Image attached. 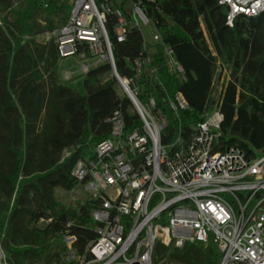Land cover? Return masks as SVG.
I'll use <instances>...</instances> for the list:
<instances>
[{"label":"trees","instance_id":"obj_1","mask_svg":"<svg viewBox=\"0 0 264 264\" xmlns=\"http://www.w3.org/2000/svg\"><path fill=\"white\" fill-rule=\"evenodd\" d=\"M70 1L52 0L42 9L38 0H19L17 4H25L23 10H13V0H0V12L5 14L0 20V240L10 264L43 259L51 245L63 243L66 233L75 237L76 255L87 256L95 239L89 215L97 202L71 209L55 192L77 187L72 169L109 136L108 119L114 111L122 113L126 132L138 124L130 101L117 95L118 83L109 64L64 81L54 42L35 40L42 30L51 32L66 23ZM128 1L121 0L119 7ZM142 4L159 42L145 45L140 31L130 27L125 41L116 43L112 16L105 28L121 78L135 79V61L153 49L148 67L154 78L141 73L136 80L141 89L138 100L146 104L152 97L166 117L161 141L170 142L179 131L186 135L204 112L217 105L222 149L235 146L250 156L263 152L264 14L238 17L228 27L227 10L217 0H142ZM41 14L45 25L36 31L35 17ZM166 50L181 67V76L167 65ZM217 68L229 71L230 78L218 92L213 85ZM177 94L187 104L178 118L168 105ZM65 151H70L68 157ZM40 220L49 224L44 230L34 229ZM201 248L206 249L202 261ZM167 253L180 264L219 263L212 245L185 243L182 248L157 244L154 264Z\"/></svg>","mask_w":264,"mask_h":264},{"label":"built area","instance_id":"obj_2","mask_svg":"<svg viewBox=\"0 0 264 264\" xmlns=\"http://www.w3.org/2000/svg\"><path fill=\"white\" fill-rule=\"evenodd\" d=\"M47 9L52 0H38ZM115 0H71L66 23L44 32L39 42L53 41L60 60L97 59L110 65L111 43L106 32L109 16L115 19L116 43H123L130 27L140 31L153 26L142 0H129L128 10ZM153 3L154 0H146ZM227 10L225 24L238 17L264 14V0H217ZM156 32L152 44L159 42ZM144 42V40H143ZM146 45V43L144 42ZM150 53L135 61V79L121 78L122 93L138 124L126 132L122 113L108 119L109 136L79 158L71 176L97 202L90 211L95 239L80 264H154L157 244L182 248L185 243L212 245L218 264H264V154L247 155L235 146L219 143L222 115L218 107L204 112L184 135L179 131L170 142L161 141L167 127L165 115L151 97L138 100L140 74L154 78ZM170 70L182 75L181 67L165 51ZM225 68H217L224 73ZM84 73L87 71L83 67ZM178 118L187 104L180 94L168 101ZM70 151H65L68 157ZM73 191V190H72ZM75 237L64 234L71 249ZM0 264H10L0 240Z\"/></svg>","mask_w":264,"mask_h":264},{"label":"rangeland","instance_id":"obj_3","mask_svg":"<svg viewBox=\"0 0 264 264\" xmlns=\"http://www.w3.org/2000/svg\"><path fill=\"white\" fill-rule=\"evenodd\" d=\"M121 0H115L114 4H120ZM124 9L128 10L127 5H124ZM43 18V15H39L38 19ZM40 29L36 28V31ZM148 31L147 29L145 32ZM147 33V32H146ZM94 58H91V60ZM84 60L80 58H75L71 61H66L64 65H62L61 77L65 81H69L72 78L83 76L85 73L81 66H85L87 63H83ZM87 61V60H86ZM93 61V60H92ZM88 61L87 64H89ZM93 69V67L91 68ZM117 95L120 98L125 97L122 93V90L119 86H117ZM216 98V96H215ZM256 157L260 156V152L253 151ZM56 197L58 200L67 208L71 209H78L81 205H83L88 197V193L81 187H76L73 191L65 192L63 190H56L55 192ZM49 224L48 220H40L37 223L33 224V228L37 230H44L47 225ZM204 254H206V249L201 248L199 251L200 260L204 258ZM84 257H78L73 250V248H67L63 243H57L51 245L48 254L43 257V259H35L33 261H25L23 264H80ZM158 264H180L178 261L169 257L167 253L165 256L161 258V261Z\"/></svg>","mask_w":264,"mask_h":264},{"label":"crops","instance_id":"obj_4","mask_svg":"<svg viewBox=\"0 0 264 264\" xmlns=\"http://www.w3.org/2000/svg\"><path fill=\"white\" fill-rule=\"evenodd\" d=\"M19 0H13V2H12V6H11V8L13 9V10H23V8H24V6H25V4H17V2H18ZM5 14L4 13H1L0 12V20H1V18L4 16ZM43 15V14H42ZM7 19H9L10 21H12V18H11V15L10 14H8V17H7ZM35 23H36V26H37V29H40V30H42V28L44 27V25H45V22H44V15H43V18H41V19H38V16L37 17H35V21H34ZM1 23V22H0ZM148 30V31H146L145 32V30ZM154 32H155V30H154V28H153V26H150V27H148V28H145L144 30H143V40H144V42L146 43V45L147 46H149V45H151L152 44V35L154 34ZM44 33V31L42 30V33H40V34H37L36 36H35V40L38 42V43H41V42H39V38H40V36H41V34H43ZM30 37L29 36H25L24 37V39L25 40H28ZM148 51H149V53L150 54H152L153 53V49H151V48H149L148 49ZM75 59V58H74ZM71 60H73V59H71ZM71 60H60L59 61V72L61 73V71H60V69L62 68V65H64L65 63H66V61H71ZM87 60V61H86ZM86 60L85 61H83V63H88V61H90L89 62V64H85V66H81V68L83 69V67H86L87 68V71L85 72V73H87L89 70H91V68L93 67H96L97 65H99V64H101L97 59H92L91 60V58H86ZM60 76H61V74H60ZM79 77H81V76H79ZM79 77H75V78H79ZM62 78V77H61ZM75 78H72V79H75ZM72 79H70V80H72ZM229 80H230V78H229V71H227L226 69L224 70V73H222V74H219L218 75V73H217V69H216V72H215V75H214V79H213V85H214V89L218 92V91H220V90H222L225 86H226V84L229 82ZM65 81V80H64Z\"/></svg>","mask_w":264,"mask_h":264},{"label":"water","instance_id":"obj_5","mask_svg":"<svg viewBox=\"0 0 264 264\" xmlns=\"http://www.w3.org/2000/svg\"><path fill=\"white\" fill-rule=\"evenodd\" d=\"M111 75H112V77L115 78V80L117 81L118 85L121 86L122 85L121 84V79H120L119 75L116 72V69H115V66H114V62H112V64H111ZM125 94L127 95V98L129 99L127 90L125 91ZM263 154H264V151H263Z\"/></svg>","mask_w":264,"mask_h":264}]
</instances>
